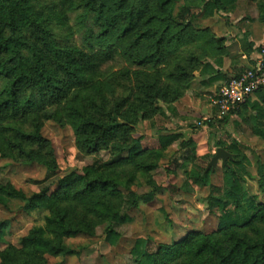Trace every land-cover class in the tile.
<instances>
[{"label": "rangeland", "instance_id": "374dc122", "mask_svg": "<svg viewBox=\"0 0 264 264\" xmlns=\"http://www.w3.org/2000/svg\"><path fill=\"white\" fill-rule=\"evenodd\" d=\"M234 4L218 12L182 0H0V39L13 42L0 63L22 62L30 78L10 104L11 76L0 73V264H149L146 252L159 264L252 263L257 252L246 256L238 240H263L262 223L218 226L223 208H236L229 177L264 213V85L227 121L213 103L231 77L264 60V0ZM205 63L224 77L206 83ZM167 134L180 137L161 149ZM218 147L231 158L207 168ZM9 190L46 197L25 211ZM130 193L136 206L126 205Z\"/></svg>", "mask_w": 264, "mask_h": 264}, {"label": "trees", "instance_id": "16d2710c", "mask_svg": "<svg viewBox=\"0 0 264 264\" xmlns=\"http://www.w3.org/2000/svg\"><path fill=\"white\" fill-rule=\"evenodd\" d=\"M182 3H183V6L189 10L190 9H200V8H202L203 10H207L209 6L216 8L218 12H223L226 10L232 11L235 9V4H234L235 0H182ZM11 44H13L12 39L5 40L1 38L0 39V52L3 50V48L7 50V48H9ZM249 47H252V44H249ZM221 64H222L221 60L216 61L217 66H221ZM25 67L26 66L22 62H20L19 64L15 65L16 69L14 70L13 67L6 68L4 67L2 63H0V73L2 72L5 75L11 76V82L9 84L11 95L9 96V99H8V102L10 104L16 102L18 90L22 87L23 84L26 83V81L30 80L29 75H27V71H26L27 69ZM200 73L202 75L209 76V79L206 83L213 82L215 80H218L224 77L223 73H220L218 69H216L212 63H205ZM39 78L42 82L48 85L51 93L55 92V90L57 89V86L49 76H47L45 73L42 72L39 74ZM247 101L248 100H246L245 102ZM245 102L241 104L240 106L244 105ZM237 109L229 113H226L223 120L227 121V119L229 118L231 114H234L237 112ZM256 134L264 138V129L263 128L257 129ZM179 137L180 135L178 134L159 135L158 141H159L160 148L161 149L167 148ZM40 139L42 140L41 137ZM140 150L141 149H140L139 141L136 140L133 146L131 147L130 151H134L137 155L138 152L140 153ZM230 163L231 161L228 162V164ZM258 173H259V176L262 179H264V165H261L259 167ZM206 176L199 177V178H193V183L197 185H202L204 182V178ZM85 180H87V177L85 178ZM228 184L230 186V190H228L226 194L228 195V198L235 200L236 208L235 209H229V208L224 209L223 208L219 216L218 226H219L220 231H222L223 233H227L232 230H236V229L238 230V228L239 229L249 228V226L257 224L258 223L257 220L260 221L262 223V226L264 227V213L262 214L259 213L260 209L256 201L252 197H249L248 194L246 193L239 196L238 195L239 188H238V185L235 183V181H233V178L232 180H231V177L228 178ZM85 185H86L85 188L81 190L82 192L84 190H88V189L90 190L92 188V185H90L89 183H86ZM74 192L78 193V190ZM75 193L73 195H75ZM5 194L8 197L22 199L24 201L22 209L25 211H29V210H33L37 208V206H39L40 200L46 197L45 192H43V194H34L32 197L28 199H26L22 194L16 191H10V190L5 191ZM153 197H154V193H149L143 196L142 199L149 202L153 200ZM136 198L137 197L134 195V193H130V200L127 201L126 205L128 207L136 206L138 204ZM220 202L221 201L219 199H215V203L217 205H220ZM227 204L228 202L225 203L223 207H226ZM5 225H6V222H0V235L4 231ZM107 235H108V239L111 241H114V239L117 237V235L114 234L112 231H109ZM33 236L34 235L30 233L25 239L35 241L36 239L33 238ZM190 238H193V236L189 237L187 241L190 240ZM248 240L239 239L238 243L243 244L245 242L248 245V247L246 248L247 251H245L246 256L250 253V251H252L249 248H253L257 252L255 259H253L252 263L250 264H264V238L260 242L258 243L254 242L251 245H249L250 243L248 242ZM236 246H239V245L236 244ZM207 247L208 246L204 243L198 244L194 250V255H201L207 250ZM169 250H172V252H175L177 250V247H171L169 248ZM135 252L137 253V248L135 249ZM146 255L148 256L149 264H159L155 257L154 259L150 258L149 256L150 254L148 252H146ZM228 257H225L219 262H216V264H236L235 261H233L231 258H228ZM245 258H246L245 256L242 257L241 262L239 261L238 264H245L244 263L246 260Z\"/></svg>", "mask_w": 264, "mask_h": 264}, {"label": "built area", "instance_id": "2783aa9c", "mask_svg": "<svg viewBox=\"0 0 264 264\" xmlns=\"http://www.w3.org/2000/svg\"><path fill=\"white\" fill-rule=\"evenodd\" d=\"M254 61L250 69L231 77L214 96L213 103L225 113L236 110L264 85V60Z\"/></svg>", "mask_w": 264, "mask_h": 264}, {"label": "water", "instance_id": "95a60500", "mask_svg": "<svg viewBox=\"0 0 264 264\" xmlns=\"http://www.w3.org/2000/svg\"><path fill=\"white\" fill-rule=\"evenodd\" d=\"M227 158H231V154L228 153L224 148L218 147L207 168H214L219 159L225 163Z\"/></svg>", "mask_w": 264, "mask_h": 264}]
</instances>
